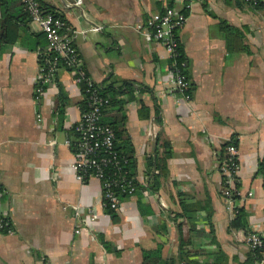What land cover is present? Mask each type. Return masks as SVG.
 <instances>
[{
	"label": "crops",
	"instance_id": "crops-1",
	"mask_svg": "<svg viewBox=\"0 0 264 264\" xmlns=\"http://www.w3.org/2000/svg\"><path fill=\"white\" fill-rule=\"evenodd\" d=\"M40 2L75 31L76 47L96 84L111 75L133 84L122 88L118 100L140 189L123 200L113 218L102 206L100 182L76 180L74 125L84 94L60 69L36 102L38 51L30 48L41 31L29 24L19 41L0 43V218L10 219L15 230L11 235L0 231V264H143V250L161 242L164 256L174 258L182 237L174 219L183 201L211 212L212 228L205 220L199 225L206 234L191 236L183 227L194 249L220 248L229 264H256L244 238L247 230L264 238L259 171L264 160V10L239 6L236 0H193L186 10L182 0L172 1L171 7L187 15L178 32L192 87L186 99L172 90V61L165 47L136 30L170 0ZM3 10L0 0V24ZM94 25L103 31H93ZM58 83L68 97L62 119L54 111ZM231 142L240 162L236 204L247 214V229L231 228L233 217L222 194L220 166Z\"/></svg>",
	"mask_w": 264,
	"mask_h": 264
},
{
	"label": "built area",
	"instance_id": "built-area-1",
	"mask_svg": "<svg viewBox=\"0 0 264 264\" xmlns=\"http://www.w3.org/2000/svg\"><path fill=\"white\" fill-rule=\"evenodd\" d=\"M185 9L191 7L193 0H182ZM247 2L250 0H246ZM28 12L31 23L45 35L47 45L38 52V72L34 79L35 100L38 102L44 96L48 85L52 84L60 69H65L74 85L82 88L86 98L87 110L81 113L80 119L74 125L76 158L72 169L77 181L85 183L90 178L97 179L103 191L102 206L105 209L119 211L123 206L120 194L133 195L138 187L135 177L130 176L124 168L125 159L115 149V133L113 129L102 122L103 111L109 105L99 86L87 73L76 47V33L69 29L62 17L45 12L40 0H21ZM80 5V2H77ZM187 22V15L173 7H165L163 11L153 14L145 24H137L136 30L142 32L147 41L162 44L172 61V90L185 94L188 98L190 81L174 70V62L178 56L180 41L178 32ZM104 27L94 25L93 31H103ZM41 120V116H38ZM51 145L53 142L50 143ZM70 145V141L67 142ZM240 170L237 146L231 142L225 147V154L220 166L224 177L223 196L227 211L232 217L237 210L234 193L237 175ZM3 191L0 187V197ZM252 196V193L249 194ZM77 223H81L80 210L76 212ZM203 217L202 214L199 215ZM0 231L14 234L12 222L7 217L0 218ZM80 228L76 229L79 233ZM246 245L253 251H259L261 258L256 264H264V238L255 231L247 230L244 238Z\"/></svg>",
	"mask_w": 264,
	"mask_h": 264
},
{
	"label": "trees",
	"instance_id": "trees-1",
	"mask_svg": "<svg viewBox=\"0 0 264 264\" xmlns=\"http://www.w3.org/2000/svg\"><path fill=\"white\" fill-rule=\"evenodd\" d=\"M2 6L4 8L2 12V21L0 26V43L1 45L7 44V42H14L19 41L22 37L23 33H27L30 30L29 24H31V19L24 8L21 0H1ZM173 0H170V6L173 3ZM239 6H249L254 7L257 10H264V0H236ZM42 8L45 12L52 13L53 10L45 3H41ZM6 5L11 6L15 9L14 12H10ZM7 10V11H5ZM45 40V35L43 33L38 34V36L35 37V43L30 49H36V51H40L42 48H44L47 45V42L43 43L42 40ZM178 56L174 62V70H177L181 75L185 76L187 80L190 81L189 77V67L187 58L185 56V53L183 51V48L180 44L178 48ZM173 64V63H172ZM87 71V70H86ZM88 73V72H87ZM101 90L102 95L105 98L109 99V105L108 107L103 111L102 114V122L111 127L115 133V149L119 152V154L125 159L124 168L128 172L130 176H133V149L130 144L129 139L125 135V131L123 129V123H124V116L121 113L122 111V105L120 100H118V95L122 92V88L133 86L132 83L126 82L123 80H120L114 75H111L108 80H106L103 84L99 85L97 84ZM119 85L118 87H116ZM58 89H59V96L57 97L55 104H54V111L55 115L62 119L66 110V107L68 105V97L66 93L64 92V89L60 83H58ZM192 87L190 83V89L188 91V94L192 93ZM85 98V97H84ZM84 104V105H83ZM82 112L87 110V103L86 98L82 102ZM116 112V114L111 118H106V115L108 113ZM229 144V143H228ZM227 144V145H228ZM226 146V145H225ZM164 156H169L170 152L168 149H165ZM224 158V155H222V160ZM259 171L264 177V160L260 164ZM134 177V176H133ZM156 179V177H154ZM87 182V181H86ZM158 185L153 186V189H156ZM140 189V186L138 185L136 192L133 194L135 195ZM236 189L239 190V184L236 183ZM132 195H125L120 194L119 197L124 200L126 197H129ZM234 199H238L239 196L234 193L233 196ZM108 214H110L113 218L116 217L115 211L105 209ZM202 214L203 217H200L199 215ZM210 217L211 212L208 209V207L204 206L202 207L197 202H181V210L175 215L174 221L178 223V227L180 229V233L182 235L181 237V244H180V250L178 252V255L174 258H167L163 254V249L165 246V243L161 242L157 244L156 249L152 250H143L142 256H143V264H229L228 258L226 253L220 249L215 248L214 251L206 252L202 250H197L193 248V242L190 239H185L183 236V227L184 225L187 226V229L191 236H199L206 234L205 229L201 230L199 228V225L203 223L202 220H205L209 224V229L212 228V225H210ZM185 219L186 223H182V220ZM247 214L243 208H237L235 216L231 220V228L233 230H239V229H247ZM200 229V230H199ZM159 231L162 232V234L165 235V232H167V226L162 225L159 228ZM3 232V231H2ZM5 233V232H3ZM105 244V243H104ZM107 245L105 244V247ZM254 257L256 259V262L259 261L261 258V253L259 251H253Z\"/></svg>",
	"mask_w": 264,
	"mask_h": 264
}]
</instances>
